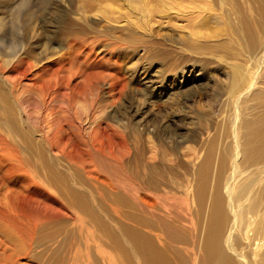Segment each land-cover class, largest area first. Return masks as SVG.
Wrapping results in <instances>:
<instances>
[{
  "label": "rangeland",
  "instance_id": "1",
  "mask_svg": "<svg viewBox=\"0 0 264 264\" xmlns=\"http://www.w3.org/2000/svg\"><path fill=\"white\" fill-rule=\"evenodd\" d=\"M233 7L237 9L238 13L233 12ZM261 8L262 5L257 0H0V92L5 97L15 99L13 101L17 110L24 116L22 122L30 129L34 137L37 162L41 161L39 155L44 154L47 157L45 158L48 163L46 165L51 166L50 172L53 171L52 173L57 175L62 182L68 180L66 184L69 183L71 188L77 184L72 189L78 193L80 191L83 196L87 194L85 199L89 200L88 204L92 207L87 213H84L79 209L72 210L69 206L71 214L61 217L62 219L59 217L56 219L57 221L54 220L56 227L50 228L53 229L52 231L41 232L42 227L34 228V262L32 264H141L143 261L138 251H134L129 235L124 234L127 231L126 228L129 227L130 221L127 216L131 211L126 208L119 214L112 212V214L115 213L113 215L111 210L104 211L101 208L100 195L98 196L101 191L97 187L85 185L86 183L83 186V182H81L89 181L86 174L80 171L81 176L79 170L76 169L78 167L60 156L57 150L53 149L51 151L53 153L48 152L50 146L48 138L51 139L55 132L54 119L65 106L58 100L53 102L46 100V103L40 90L34 89L29 93L26 92L27 90L19 93L13 91L8 81L5 80L4 72L8 69L7 63L12 58L21 55L23 51H32L35 57L34 64L37 63L39 66L64 54L63 57L68 58L66 61L68 67L73 70L80 68L85 69L88 73L95 71L94 67L100 68L104 74L101 79H97L96 85L100 87L99 94L93 92L91 97L85 98L81 95L78 96L79 99L76 97L75 103L73 102V111L70 108L64 114L66 116L77 114L75 117L83 122L85 120L83 124L86 125L89 120H94L100 114L103 113L104 116L106 111L107 114H111L118 110L121 119L114 120L115 122L110 119L109 123L111 122L112 124H110L114 126L115 123L117 125V122L119 124L132 122L138 128L136 129L141 134L144 144H148L153 125L148 123L151 126L147 130L143 127L151 116L155 115L153 117L160 118L157 113V111L159 112L157 105L161 106L165 103L163 118L160 120L163 121V129L168 127L178 134L176 138L179 144L177 155L183 166L172 165L176 163V156L173 157V162L172 155L167 154L169 156L166 157V162L168 160L172 164L168 162L167 165L163 161L166 165L164 167H175L174 171L176 172H173V175L164 168L166 171L155 173L156 187L168 196L185 198L186 187L194 182L191 179L201 164L199 162L201 152L206 153L207 147L212 145L217 153L216 168L219 162L217 158L223 154L224 150L229 152L228 172L222 183V190H224L230 179L228 175L234 155L233 136L237 118H252L251 107L256 104L254 102L247 103L246 100L243 102L242 91H246L252 76L261 74L260 77L264 80V46H261V51L251 52L248 50L236 31L238 29L236 26L239 27V22L236 19L243 15L242 19L244 18L243 20L249 26L252 24L250 28L256 36L257 42L260 38V42L264 43V17L261 14ZM196 25L197 27H195ZM66 41H71L70 46ZM53 49L54 51H52ZM40 58L42 60L39 61ZM94 61L96 62L94 63ZM89 62L90 64H88ZM117 62L119 63L117 64ZM86 64L88 65L86 66ZM51 66L49 65V67ZM118 67H121L122 71L124 70L126 74L128 73V77H131L129 78L131 79L130 88L128 87L124 94L126 97L123 95L114 107H109L111 98H109L110 91H108L110 83L108 73ZM234 71H239L237 76ZM133 73L134 75H132ZM41 74L43 75L45 72L37 71L34 78L40 77ZM46 77V79L49 78V76ZM259 88L263 90L264 85ZM87 99H95V104L93 100L91 103ZM103 102L109 103L107 109ZM55 104L56 106H54ZM83 111H87L84 116ZM127 112L129 113L127 118L121 116V114H128ZM26 113H30L34 120L30 115H28L30 117L28 119ZM88 113L93 114L91 118ZM28 121L31 122V125H28ZM90 129L81 131L83 140L90 141V138L96 135H93L92 127ZM87 141H84V144L89 145ZM174 142L177 143V140ZM191 150L195 154L194 157ZM55 153L57 154L55 155ZM127 159L130 162V159ZM127 159L123 160L126 165L129 163ZM60 163L63 165H58ZM147 168V165L143 167V173ZM40 169V180L43 179L42 182L49 185L48 173H45L44 167ZM96 169V174H98L103 170V167L97 165ZM245 173L246 171L241 172V175H245ZM213 177L216 178L217 174L214 173ZM107 178L112 186L115 185V190L129 196L130 187H126L129 184L125 183V180L123 182L121 179L117 184L114 177L111 179L110 176H107ZM248 184H252V189L247 188L245 191L251 195L249 203L257 204L259 199L264 202V167L255 172L251 170L247 177L236 184L235 191L237 192L240 190L238 188H243V186L248 187ZM85 186L90 189H86ZM118 187L120 189H117ZM44 190L49 191L50 189ZM96 190L98 191L95 194ZM251 190L252 192H250ZM106 191L112 193L108 188L103 192ZM222 194L227 197L224 192ZM106 200H104V207L110 205ZM227 203L229 204L228 198ZM96 206H99L100 209ZM168 206L170 204H167ZM107 208L109 209V207ZM259 210V215L264 213L263 208ZM115 215L121 216L118 218ZM125 218L126 220H124ZM180 218L175 214L169 215L165 212H159L153 217L155 221L163 219L170 222L177 229L176 231H186L185 236H189L191 224H186ZM200 218L201 220H197L195 217L197 222L203 221V218ZM57 226L60 230H55ZM193 227L191 232L195 229ZM143 229L159 237L166 244L168 243L167 245L181 252L185 258L191 257L189 247L183 245L182 242L170 241L167 236L163 237L162 231L160 232L158 229ZM262 236L264 238V231ZM112 237L114 238L113 242ZM63 244H66L65 247L69 244V247H66L67 250ZM262 249L264 250V247ZM130 251H133L134 255ZM30 256L32 258V252ZM54 256H57L58 262Z\"/></svg>",
  "mask_w": 264,
  "mask_h": 264
},
{
  "label": "bare ground",
  "instance_id": "2",
  "mask_svg": "<svg viewBox=\"0 0 264 264\" xmlns=\"http://www.w3.org/2000/svg\"><path fill=\"white\" fill-rule=\"evenodd\" d=\"M257 1L262 5L261 14L264 17V0ZM235 7H233L232 10L238 13ZM242 17L240 16L236 19L237 22H239V27L236 26L238 28L236 31L242 43L245 44V47L251 52L257 50L261 51V46H264V43L262 41L260 42V38L257 42L256 36L250 28L252 25L251 22L249 26ZM195 27H197V25ZM5 36L7 37V35ZM66 42L68 43L67 45L71 44V41ZM52 51H54V49ZM63 56L64 54H61V56L58 58L55 57L56 59L51 60V62L39 66L37 63L34 64L35 57L32 51H23L21 55L14 59L12 58L7 63L8 69L4 72V75L7 77V79L5 77V80L8 81V84L16 93L21 91L24 92L25 90H27L26 92L28 93L34 91V89L40 90L45 102L46 100L52 102L58 100L65 106V108L60 111L59 115L56 116L54 114L56 116H54L55 132L51 139L48 138V140H50L48 152L50 153L53 149L57 150L60 156L71 161L72 164L78 167L76 169L79 170L81 176L82 174L80 171L86 174L87 177H84L88 178L89 181L83 180L81 182H83V186L84 183H86L85 185L88 184L87 186L93 188L97 187L98 190L101 191V194H98V196L100 195L101 202H98H100L102 206L100 207L104 211L108 212V210H111V214L112 212L119 214L126 208L131 211L127 216L130 221V223H128L129 227L126 228L127 231L124 232V234L126 233L129 235L134 246V251H138L143 263L264 264V250L262 249L264 247V238L262 236V232L264 231V213L259 215V209H264V202L259 199L257 204L249 203L251 195L245 193V191L247 188L252 189V184H248V187H240L238 188L240 190L237 192L235 191L236 184L242 181L244 177H247L251 170L255 172L259 168L264 167V89L262 90L259 88L264 85V82H262L264 80L260 77L261 74L252 76L250 85L246 91H242L243 102L246 100L247 103L254 102L256 104L251 107L253 110V117H250L252 118H237L233 136L234 155L228 175L230 179L227 181L225 189L222 190V183L228 172L227 161L230 158L229 152L228 150H224L223 154L217 158L219 162L216 168V149L212 145H209L206 149V153L201 152V160L199 161L201 164L197 167V172L191 179L194 182H192L189 187H186V197L184 198L181 196H168L156 187L154 180L155 173L167 169L168 172L173 174V172H176L174 171L175 167L183 166L182 161L177 155L179 144L176 138L178 134H176L175 130H170L168 127L163 129V121L161 122L160 120L163 118L165 103L161 106H159V104L157 105L159 112L154 105L160 118H156L157 116L153 117L155 115L151 116L145 127H143V129L147 130L151 126H149L148 123L153 125L152 132L149 131L151 137L148 140V144L143 143L142 136L137 131L138 128L135 127L132 122H125V124H119L117 122V125L115 123L114 126L111 125V122V124L109 123L108 120L110 119L113 122H115L114 120H119L120 113L118 110H115L114 113L110 112L111 114H107L106 111L104 116L102 113L94 120H89L88 124L85 125L83 124L85 120L83 122L75 117L77 114L75 116L73 114L66 116L64 112H68L70 108V110L73 111L74 99L76 97L81 95L86 98L90 95L92 96L93 92L99 94L100 87L96 85V83L98 82L97 79H101L104 73L98 67H94L95 71L91 70L92 72L88 73L85 69L79 68L73 70V68H69L66 63L68 58H64ZM38 60L40 61L42 58ZM90 62L92 63V61ZM90 62L88 64H90ZM95 62L96 61H94V63ZM118 63L119 62H117V64ZM88 64H86V66ZM49 65L52 66L49 67ZM37 71H44L45 74H41L40 77L34 78ZM239 71H234L236 76ZM127 74L124 70L122 71L121 67L113 69V71L108 73L110 77L108 91H110L109 98H111L109 107H114L125 92H127L129 82L131 81V79H129L131 77H128ZM132 75H134V73ZM46 76H49V78L46 79ZM106 93L108 92L106 91ZM94 96L97 97L95 94ZM13 100L15 99L7 96L5 97L0 92V264H32L34 262V228L42 227L41 229L43 231L40 229L41 232L50 231V228L55 226L57 218L60 217V219H62L61 217L71 214L69 206L72 210L79 209L84 213H87L92 207L88 204L89 200L87 201L85 199L87 194L83 196L80 194V191L79 193L74 191L72 189L74 186L71 188L69 183H67L68 185L66 184L68 180L62 182L57 175L52 173L53 171L50 172L51 166L46 165L48 164L46 162L47 159L45 160L47 157H45L44 154L39 155L41 161L39 163L37 162L35 155L37 150L36 147H34L33 134L22 122L24 121V116L17 110ZM92 100L94 101L95 99ZM92 100H90V102ZM104 102L103 104L104 106L106 105V108L109 103L106 104ZM54 106H56V104ZM46 109L48 108L46 107ZM76 111L74 112L76 113ZM86 112L83 111V116ZM79 114L78 116L82 117ZM28 115H30V113L26 115L28 119L31 117L34 120V117L31 115L29 117ZM128 115L129 113L121 114L122 117L125 116L126 118ZM38 118L40 119V117ZM28 125H31L30 121H28ZM91 127L93 135H96L91 137L90 141L83 140L84 137L81 131L85 129L89 130ZM176 140L177 143L174 142ZM84 141L89 142V145L84 144ZM42 145L44 146V144ZM57 153H55V155ZM191 153L194 157L195 154L193 150H191ZM167 154H171L172 158L176 156L175 164H172V162L168 160L166 162V157L169 156ZM127 158L130 159V162ZM172 158L171 160L174 162V158ZM126 159L129 162L128 165L123 162V160L125 161ZM163 161L166 162L167 165L169 162L175 167H164L166 165H164L165 163ZM58 165H61V163ZM97 165L103 167V170L98 172V174H96ZM145 165H147L148 168L143 173V167ZM41 167L45 168L46 174L48 173L47 181L49 185H46L47 183L44 184L42 182L43 179L40 180L39 178ZM70 168L71 170L73 169L72 167ZM244 171H246L245 175H241V172ZM214 173L217 174L216 178L213 177ZM70 175L73 176V174ZM107 176H110L111 179L114 177L117 184L119 180H125V183L129 184V186H125L130 187L129 196L127 197L121 191L115 190V185L112 186ZM89 187L85 186L86 189ZM46 188L50 190L45 191L44 189ZM107 188L111 190L112 193H108L107 191L104 193L103 191ZM124 188L125 187H123V189ZM117 189L120 188L118 187ZM98 190H96L95 194ZM86 191L88 192L89 190ZM223 192L227 197H224L222 194ZM250 192H252V190ZM227 198L229 204L227 203ZM104 200L110 203V205H106L109 209L104 207ZM166 200H170L171 202L169 203ZM167 204H170V206L167 207ZM96 207L99 208V206ZM159 212L169 213V215L175 214L181 217L180 220L184 221L186 224L190 223L191 228L192 226L195 227L194 231L191 232L193 229L191 230L189 227L190 234L189 236H185L187 234L186 231H176L177 229L170 224V222H166L163 219L155 221L153 217ZM115 216L119 218L121 215ZM78 217L80 216L78 215ZM195 217L197 220H201L200 217H202L203 221L197 222ZM124 220H126V218ZM51 221H54V224L48 223ZM97 221L100 223L99 220ZM143 228L158 229V231H162V236H167L170 241L182 242L183 245L189 247L188 250L191 257L188 259L185 258L181 252L167 245L168 243L166 244L159 237L148 233ZM57 229L58 226L55 230ZM109 236L111 235L109 234ZM113 237L112 242L114 241ZM69 244H67L68 247ZM65 245L66 244H63L64 247ZM66 247L65 249L67 250ZM65 249L63 248V251ZM60 250H62V248ZM242 251H244V253H242ZM31 252L32 258L30 256ZM50 252L52 253V249ZM130 253L134 255L133 251H130ZM54 258L57 259L58 262L59 259L57 256H54Z\"/></svg>",
  "mask_w": 264,
  "mask_h": 264
}]
</instances>
